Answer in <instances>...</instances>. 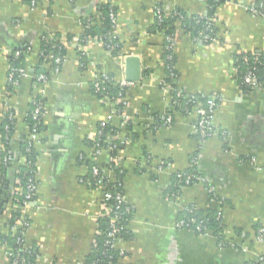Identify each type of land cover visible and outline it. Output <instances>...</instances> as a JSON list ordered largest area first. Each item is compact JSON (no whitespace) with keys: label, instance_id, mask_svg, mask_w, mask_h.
<instances>
[{"label":"crops","instance_id":"crops-1","mask_svg":"<svg viewBox=\"0 0 264 264\" xmlns=\"http://www.w3.org/2000/svg\"><path fill=\"white\" fill-rule=\"evenodd\" d=\"M107 1L0 0V147L6 150L10 141L15 165L24 164L26 148L35 153V193L21 209L29 222L24 242L36 252L34 264H85L92 251L106 210L102 189L83 181L90 175L92 140L113 109L92 89L103 74L115 82L127 80L129 57L139 61L141 77L124 95L125 126L118 118L111 121L115 140L122 143L120 167L132 210V238L120 243L126 254L119 264L256 263L264 257V238L257 236L264 228V89H242L235 58L237 53L264 56V16L247 9L258 0H227L215 7L219 41L207 45L180 28L175 35L179 86L188 98L220 99L213 119L217 132L202 145L195 137V114L174 112L171 125L158 124L172 112V96L163 88L166 35L155 30V17L158 5L166 13L180 9L192 15L208 14V5L203 0H113L122 45L114 56L101 39L83 35L84 22ZM44 43L62 49L63 63L58 74L52 62L47 65L51 78L42 85L35 68ZM17 49L28 53L29 74L9 90ZM41 96L46 103L40 134L28 146L32 100ZM108 159L106 151L98 163L104 166ZM193 160L225 202L210 201L203 183L184 188L176 200L165 197L172 175L189 169ZM162 162L170 167L159 171ZM19 183L12 168L4 173L0 160V264L9 263L2 236L10 231L12 201L13 207L20 201ZM192 204L220 210L223 242L179 226L180 213Z\"/></svg>","mask_w":264,"mask_h":264},{"label":"trees","instance_id":"trees-1","mask_svg":"<svg viewBox=\"0 0 264 264\" xmlns=\"http://www.w3.org/2000/svg\"><path fill=\"white\" fill-rule=\"evenodd\" d=\"M227 0H204V2L208 5L209 13L206 15H192L189 14L183 10L180 9H174L170 13H166L163 10V7L161 5H158L156 8V23H155V30L159 32H163L166 36L172 35L176 37L178 28H180L186 35H189L193 38L200 39V34L203 32L208 33L212 37H214L216 40H220L218 36V28L215 25L213 21V12L215 7L221 5ZM260 2V0H259ZM256 6L259 5L258 2L255 3ZM95 13L101 14V19H97L94 16L91 23H88L86 20L84 23V34L85 36L90 37H98L99 39H102V43L104 44L106 50L110 52L114 56H118L119 53L122 51V45H120V40L116 36V26L113 25L111 21V14L116 12V9L110 1H107L102 4H98L96 6ZM264 12V11H263ZM159 15L162 17L161 20L158 19ZM209 30L207 31V29ZM207 45L212 43L211 41H204ZM42 53L45 54V56H49L50 54L59 57H62V49H60L59 46H57L56 43H44ZM168 57L171 59L169 60ZM256 58L258 57L260 59V64L256 66L257 74L259 75V72L262 68H264V56L262 54H247V53H237L235 58V65L238 69V81L242 87L243 90L249 91L254 90L250 88L248 85L244 83V76L247 72V66L244 65L243 58ZM40 67L35 68L36 74H44L47 76H50V74L47 73L46 67L49 65L50 61L48 58H44V56L40 55ZM25 56H21L19 58H13L12 64L15 67H24L25 65ZM164 60L165 65L167 67V73L168 77L165 79L166 84L170 85L171 87V96L173 98L172 106L176 112H182L187 113L190 112L194 106L195 101L205 104L207 102V98L204 96L200 97H187V94L184 92V90L179 86L178 79L179 74L175 68V55L173 51L169 50L167 48V44L165 45L164 50ZM174 73L176 75L175 79H172L170 77V74ZM263 86H264V78L262 79ZM107 93L109 96L118 99L121 95L124 96L127 93V89L121 88L119 85H116L115 83L108 82L106 85ZM93 92L94 94L100 99L99 95L96 94L95 88L93 86ZM182 93L184 97L177 98L178 93ZM45 104V99L42 100ZM176 101H178L176 103ZM173 112H169L170 114ZM28 123L30 126L34 125V121L31 117L28 118ZM163 120H159L158 124H162ZM129 128V127H128ZM99 131L102 132V135L99 136L98 141L101 143L103 147H112L113 145H116V149L118 151L122 148V143L120 140H115L114 142H108L105 141V133L112 132L116 133L117 130L112 125H100L98 128ZM2 129V133H3ZM5 132L3 134L4 138ZM196 139L200 141V136L198 134L195 135ZM9 144L8 142L7 149L4 151L3 155L9 156L11 153L9 152ZM28 145V143H23V147ZM112 144V145H111ZM29 146V145H28ZM116 153V152H115ZM114 154V153H113ZM22 155L24 156L27 161L31 162V166L27 167L24 164L15 165L17 161L13 163H7L4 164L2 162V167L4 168V173L12 168L14 172L17 174L18 181H20V190L21 192H17L16 196L20 197V201L17 204L16 207H13L14 200L12 201L9 217L7 219V227L9 228V233L6 236H2L3 243L5 247L7 248V255L9 261L12 263L15 261L16 256L19 255V262H23L24 264H34L35 258H36V252L28 249L26 247V244L24 242V235L25 231L28 227L23 226L22 228H18L15 231L12 229L14 226L18 224L19 221L25 220L28 222V219L25 217V215H21V207L23 205V202L25 200V195L27 194V186L30 183V179L35 178V173H32L35 170V162L36 157L35 153L32 149L26 148L22 151ZM21 155V156H22ZM87 165L90 169V175L88 178H85L84 181L88 183L91 187L97 188L95 186V178L92 176V168L95 165L94 162L88 161ZM103 166V165H102ZM103 168H113L114 169V175H113V181L111 178L108 177L102 182V186L105 187V191H109L113 194H115L117 191L122 193V195L125 196L124 191V178H125V170L122 168H117L114 163H111L110 166L104 165ZM199 166L198 163L193 160V162L190 163V168L183 171L175 172V174L172 175V178L170 180V183L165 191V197L171 200H176L178 198L183 189L188 186H193L195 184H198L197 181L192 180L188 185L186 184V178L191 175H196L198 177L202 176L199 173L198 170ZM183 175V176H181ZM183 177V178H180ZM206 187H210L209 185H205ZM209 194V193H208ZM210 201L214 202H225L219 195L211 193L209 194ZM106 205L110 208H112L111 211L107 213V211L102 215V217L98 221V233L95 238V243L92 248V251L89 255V257L86 259L85 264H119L120 259L123 258L120 256V251L116 248H110L106 245L107 240H109L108 233L111 231L112 226V217L115 215V213L120 210L124 211V219L120 222L122 225H128L131 218H132V210L127 202L122 204L120 207H118V204L113 201H106ZM116 207V209H115ZM119 208V209H118ZM180 220H179V226L183 229H188L196 232L197 234H200L197 232L196 228L197 226L201 227L202 233L209 232V234H213L215 237L218 238L220 242H223V236L222 230L224 229V226L222 225V213L220 210L215 209H208V210H201L196 205L192 204L189 205L186 209H184L180 213ZM193 220V222H192ZM195 221V223H194ZM182 222V225H180ZM261 229H264L262 227L258 228L257 236H259V231ZM201 235V234H200ZM132 238L131 232L129 229H124L122 231V235L120 239L122 241L130 240ZM23 240L21 243L20 241ZM247 264H255L253 262L247 263ZM257 264V263H256Z\"/></svg>","mask_w":264,"mask_h":264},{"label":"built area","instance_id":"built-area-1","mask_svg":"<svg viewBox=\"0 0 264 264\" xmlns=\"http://www.w3.org/2000/svg\"><path fill=\"white\" fill-rule=\"evenodd\" d=\"M35 1V0H32ZM111 3H113V0H108ZM204 1V0H203ZM241 3H245V0H240ZM259 5L256 6V4L253 5H249L247 7V9L250 11V13L252 14H256V15H260V16H264V0H258ZM114 5V4H113ZM97 19H101V14L96 12V16H94ZM161 16L159 15L158 19L161 20ZM93 20V17H88L87 21L88 23H91ZM111 21L113 23V25L116 26L117 28V13L114 12L111 14ZM209 30V28L207 29V31ZM200 39L205 41H211L212 43H214L215 41H217L214 37H212L211 35H209L206 32H203L200 34ZM102 41V39H101ZM174 42H175V37L172 35L166 36V44H167V48L171 51H173L174 48ZM42 56H44V58H48L50 61H52L53 63V67H54V74H58L61 70V66L63 63V58L59 57V56H54L52 54H50L49 56H45V54L41 53ZM21 56H25V58L28 56V53L24 50H20L17 49L15 50V52L12 54L13 58H19ZM168 59L170 60L171 57ZM243 62L244 65L247 66V72L244 76V83L246 85H248L250 88L252 89H264L263 86V82L262 80L259 79V76L257 74V69L256 66H258V64H260V59L258 57L256 58H243ZM29 74V72L26 70L25 67H15L13 66V64H11L10 66V70L8 73V77H7V85H8V89L9 90H13L14 88L18 87L20 85V81L26 77ZM170 77L172 79L176 78V75L174 73L170 74ZM51 76H47L44 74H39L37 75V81L44 85L46 84L49 80H50ZM115 83L116 85H119L121 88L123 89H127L129 90L132 86H134V82L132 81H128V80H122L120 82H115L113 78H111L108 75H101L100 77H98L96 79V81L94 82V88H95V92L96 94L99 95L100 99L103 102H106L110 105H112L113 109H112V114L109 117V120L106 121L105 123H103L102 125L105 124H110L111 125V121L114 118H118L122 121V127L125 126L126 122H127V115L125 113V107H126V103H125V97L124 96H120L118 99H115L111 96L108 95L107 93V89H106V84L107 83ZM164 90L169 91L171 90L170 85L168 84H164L163 85ZM181 98L184 97V95H182V93H178L177 94V98ZM207 98V97H206ZM43 97H36L32 100V109L30 112L29 117L32 118V120L35 122L34 125L32 126L29 138H28V143L29 146H32V144L37 141L38 136L40 134V130H41V123H42V119L44 117L45 114V105L43 103ZM172 101L173 98L171 100V105L170 107L172 108V112H176L172 106ZM197 101V100H196ZM195 101V106L194 108L188 112V115H192L195 114L197 116V124H196V134H198L200 136V145L204 144L207 139H209L210 137H212L213 135H215L216 131V127L214 126L213 123V119H214V113L218 107V104L220 102V99L215 97V98H210L207 100V102L205 104L200 103V102H196ZM178 101H176L177 103ZM173 114L170 113L168 114L164 120H163V125L164 126H168L171 125L173 123ZM118 133H112V132H108L105 133V141L108 142H114L115 141V135ZM102 135V132L98 130L96 136L94 137V139L92 140V156H91V161L94 162V166L92 168V176L95 178V186H97V188L102 189L103 191V206L104 209L107 211V213L109 211L112 210V208L108 207L106 205V201H110L113 200L118 204V207H120L122 204H124L126 201V196L122 195V193H120L119 191H117L115 194L109 192V191H105V187L102 186V182H104V180L108 177L111 178V180L113 181V175H114V169L113 168H103L102 165H100L98 163V159L99 157L104 153V152H108L109 153V159L106 165L110 166L111 163H114L115 166L117 168H122L120 167V162H121V157L119 154V151L116 149V145H113L112 147H103L101 145V143L98 141L99 136ZM112 145V144H111ZM5 151L4 145H2L0 147V160L4 163H12L13 162V157L12 156H6L3 155ZM116 152V153H115ZM114 153V154H113ZM24 165H26L27 167L31 166V162L27 161V159L24 160ZM35 165V164H34ZM168 167H170V164L167 162H162L160 164L159 167V171H164L166 170ZM123 169V168H122ZM32 173H35V171H33ZM183 176V175H181ZM183 178V177H180ZM192 180L197 181L198 183H203L205 185H209L210 187H207L208 193H214L216 194L215 188L208 182V180L202 176L198 177L196 175H191L188 176L186 178V184L188 185ZM85 182V181H83ZM35 180L30 179V183L27 186V194L25 195V200L23 202V205L21 207V209L25 208L27 205L30 204V202L33 199L34 193H35ZM116 209V207H115ZM119 209V208H118ZM124 215L125 212L124 211H120L118 210L115 215L112 217V226H111V231L108 233V237L109 240H107L106 245L110 248H116L120 251V256L124 257L125 256V250H123L122 248H120V243L122 242V240L120 239L121 235H122V231L124 229H128V225H122L120 224V222L124 219ZM193 222V220H192ZM195 223V221H194ZM182 225V222L181 224ZM23 226L25 227H29V222H27L25 220L24 221H19L18 224L16 226H14L12 229L15 231L18 228H22ZM197 232H199L201 235H208L209 232H205L204 234L202 233L201 227L197 226L196 228ZM259 238L263 239L264 238V229H261L259 231ZM21 243L23 242V240L20 241ZM264 262V257L260 258L256 263H262ZM255 263V264H256ZM8 264H24L23 262H19V255L16 256V259L14 262H10Z\"/></svg>","mask_w":264,"mask_h":264},{"label":"water","instance_id":"water-1","mask_svg":"<svg viewBox=\"0 0 264 264\" xmlns=\"http://www.w3.org/2000/svg\"><path fill=\"white\" fill-rule=\"evenodd\" d=\"M127 65V80L138 81L141 77V67L139 61L134 57H129L126 60ZM264 77V71L261 72L259 79L262 80Z\"/></svg>","mask_w":264,"mask_h":264}]
</instances>
